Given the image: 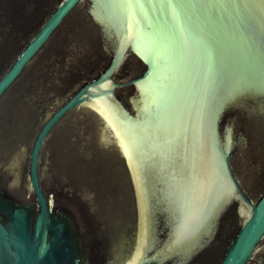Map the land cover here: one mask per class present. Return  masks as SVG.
Wrapping results in <instances>:
<instances>
[{"label": "water", "instance_id": "obj_1", "mask_svg": "<svg viewBox=\"0 0 264 264\" xmlns=\"http://www.w3.org/2000/svg\"><path fill=\"white\" fill-rule=\"evenodd\" d=\"M0 264H264V0H0Z\"/></svg>", "mask_w": 264, "mask_h": 264}]
</instances>
